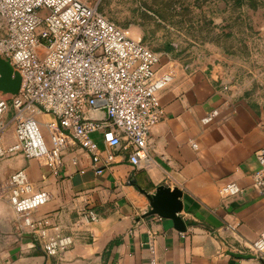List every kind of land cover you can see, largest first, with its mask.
<instances>
[{
    "label": "crops",
    "instance_id": "1",
    "mask_svg": "<svg viewBox=\"0 0 264 264\" xmlns=\"http://www.w3.org/2000/svg\"><path fill=\"white\" fill-rule=\"evenodd\" d=\"M157 70L162 74L171 67ZM174 71V80L159 94L163 115L149 141L148 166H133L120 151L99 174L78 146L64 154L59 177L23 156L0 160V182L25 171L34 191L54 197L29 215L42 224L36 230L12 212L8 199L0 200V264H151L153 257L157 264H264L230 255L252 254L248 248L264 232V196L253 188L256 153L264 148V115L251 108L220 67L176 65ZM42 116L41 124L53 120ZM11 129L8 143L14 139ZM94 135L105 150L101 134ZM230 182L242 193L224 202L219 190ZM160 187L182 192L178 216L185 231L171 219L148 216L150 197ZM89 211L97 214L96 222L84 219ZM235 219L239 225L232 231L228 226ZM43 231L46 238L72 236L74 245L49 258L42 250Z\"/></svg>",
    "mask_w": 264,
    "mask_h": 264
},
{
    "label": "built area",
    "instance_id": "2",
    "mask_svg": "<svg viewBox=\"0 0 264 264\" xmlns=\"http://www.w3.org/2000/svg\"><path fill=\"white\" fill-rule=\"evenodd\" d=\"M0 29L5 32L0 57L21 79L11 99L0 91V160L21 154L56 177L62 173L64 154L77 146L92 158L99 174L115 163L120 151L135 167L151 163L149 141L163 115L159 94L175 78L173 72L157 77L159 54L141 39L130 38L86 0H0ZM37 113L53 120L41 124ZM11 127L14 139L8 143ZM94 133L101 134L105 150L90 137ZM256 159L253 188L264 196V148ZM241 193L234 182L219 190L224 202ZM53 198L49 191H34L25 171L0 182V200L8 199L32 230L42 224L29 215ZM84 219L96 222L98 216L89 211ZM238 225L235 219L228 227L234 231ZM42 237L49 258L63 256L74 245L72 236L46 238L43 231ZM151 249L155 256L153 243ZM248 249L264 261V232ZM151 264H157L155 257Z\"/></svg>",
    "mask_w": 264,
    "mask_h": 264
},
{
    "label": "rangeland",
    "instance_id": "3",
    "mask_svg": "<svg viewBox=\"0 0 264 264\" xmlns=\"http://www.w3.org/2000/svg\"><path fill=\"white\" fill-rule=\"evenodd\" d=\"M86 1L161 56L158 69L171 70L158 78L175 74L176 65L189 70L220 67L251 108L264 115V0ZM4 33L0 29V38ZM36 117L45 120L39 113Z\"/></svg>",
    "mask_w": 264,
    "mask_h": 264
},
{
    "label": "water",
    "instance_id": "4",
    "mask_svg": "<svg viewBox=\"0 0 264 264\" xmlns=\"http://www.w3.org/2000/svg\"><path fill=\"white\" fill-rule=\"evenodd\" d=\"M21 86V79L17 72L13 70L9 62L0 57V91L4 94H18ZM182 192L178 189L160 187L158 193L154 197H150L151 210L149 215H159L165 219H171L175 223L179 231H185V225L178 216L183 210V203L180 200ZM237 259H257L253 254H236L230 253ZM261 260V259H260Z\"/></svg>",
    "mask_w": 264,
    "mask_h": 264
}]
</instances>
